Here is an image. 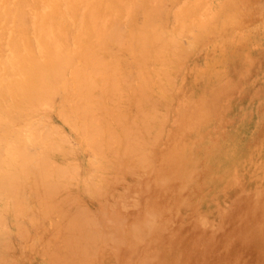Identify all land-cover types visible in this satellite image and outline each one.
Returning <instances> with one entry per match:
<instances>
[{
  "label": "bare ground",
  "instance_id": "6f19581e",
  "mask_svg": "<svg viewBox=\"0 0 264 264\" xmlns=\"http://www.w3.org/2000/svg\"><path fill=\"white\" fill-rule=\"evenodd\" d=\"M258 1L0 0V264H264Z\"/></svg>",
  "mask_w": 264,
  "mask_h": 264
},
{
  "label": "rangeland",
  "instance_id": "374dc122",
  "mask_svg": "<svg viewBox=\"0 0 264 264\" xmlns=\"http://www.w3.org/2000/svg\"><path fill=\"white\" fill-rule=\"evenodd\" d=\"M263 19H264V0H259L258 1V12H257L256 19L254 21H252L249 25L243 26V27L237 29L236 31H234V33L228 37V41H231L235 36H237L241 33H249V32H252V31L257 30V29L263 30L264 29V20ZM185 37L188 38L187 36H184V38L182 40L184 43H188L187 40H189V38L186 40ZM199 63H201V60L199 58V55H196L188 61V63H187L188 67H186V69L191 68L193 70L196 68V66ZM126 194L127 195H133V196L135 194H137L138 204L133 208H139L140 206H142L148 202H149V204H152L156 200L155 192L147 186L145 179L143 177H139L134 182H132L128 186V188L126 190ZM108 214H114V213L105 210L104 216H97V219L99 220L98 227L102 230H108L109 232H112L114 235H117L121 228L126 227V223L128 222L129 216L131 215L126 209H123V208L119 209L117 212V215H119L118 217L121 219V223L118 224L117 226L109 229L107 223L104 221L105 217ZM197 235L198 234H191L192 239L195 238ZM207 237H209V236H207ZM162 239L167 240L169 242L170 237H169V235L163 234L159 240L149 239L147 243L143 242L137 247H128V246H125V244H122L119 242L114 243L111 246V249H112L111 254H112V257L114 259H116L118 251L120 250L122 252V250L125 246L126 250L124 252V257L131 256L132 261L137 262V259H139L140 256L143 255L146 251H150L151 249H154V248L156 249L157 246L164 247L165 244L160 242ZM214 239H215V237H214ZM211 244H212V242L208 243V245H211ZM248 255H249V253H248ZM156 256H158V257L156 259L155 264H163V263H159L160 261L162 262L161 254L158 253V254H156ZM123 259H124L123 257H120V256L118 257L119 261H121Z\"/></svg>",
  "mask_w": 264,
  "mask_h": 264
}]
</instances>
